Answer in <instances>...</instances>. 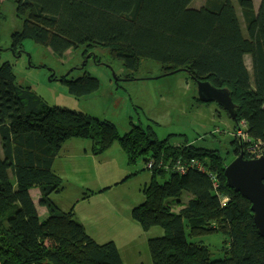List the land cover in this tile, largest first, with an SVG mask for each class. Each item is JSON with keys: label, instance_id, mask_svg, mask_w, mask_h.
I'll return each mask as SVG.
<instances>
[{"label": "trees", "instance_id": "1", "mask_svg": "<svg viewBox=\"0 0 264 264\" xmlns=\"http://www.w3.org/2000/svg\"><path fill=\"white\" fill-rule=\"evenodd\" d=\"M13 1L22 27L11 35V50L22 52L27 38L58 58L71 48L83 46L85 55L97 47L121 61L131 78L149 59L163 76L183 70L195 86L209 81L227 87L236 105V122H244L247 137L232 136L234 154L254 158L249 149L257 144L264 156V0L257 6L253 0H204L196 7L193 0ZM14 79L12 65L2 62L0 264H123L115 242H97L72 209L61 210L50 199L63 190L53 162L70 138L90 140L96 155L118 141L129 164L142 160L150 171L144 201L131 216L144 230L155 225L164 229L162 236L148 239L151 264H264V238L253 221L251 203L227 185L226 157L216 149L173 141L174 134L159 140L151 126L133 123L120 136L112 122L85 113L70 116L29 87L14 84ZM61 82L76 97L99 88L98 79L86 73L63 76ZM149 160L152 168L145 167ZM192 160L203 170H177L176 164ZM32 187L39 189L44 218L38 214ZM184 192L187 200L181 198ZM43 225L55 247L42 246ZM215 232L224 235L219 258L212 257L207 244L191 240Z\"/></svg>", "mask_w": 264, "mask_h": 264}, {"label": "rangeland", "instance_id": "2", "mask_svg": "<svg viewBox=\"0 0 264 264\" xmlns=\"http://www.w3.org/2000/svg\"><path fill=\"white\" fill-rule=\"evenodd\" d=\"M258 3L253 0L254 5ZM192 7H196L194 3ZM1 12L0 64L8 61L15 75L14 84L29 87L48 105L70 116L85 113L110 121L120 136L129 132L132 123L144 129L151 126L157 139L174 134L177 136H172L173 141L187 140L195 146L216 149L226 157V164L237 156L231 139L237 135L239 122L218 103L198 100L196 86L186 71L163 76L158 64L146 59L131 78L122 62L113 60L107 49L93 47L84 55L83 46L71 48L58 58L49 48L28 38L22 42V52H17L10 49L11 35L21 29L22 21L16 15L14 1L1 0ZM246 63L250 68L249 55ZM84 73L98 79L99 88L90 95L76 97L61 78H77ZM72 140L62 145L53 162L63 190L52 193L50 199L61 210L72 209L97 242H115L123 264H151L148 239L162 236L164 229L155 225L144 230L131 216L132 209L144 201L143 188L150 181V171L142 160L129 164L118 141L96 155L90 140ZM153 166L151 160L145 163V167ZM30 192L40 218L46 217V208L38 202L39 189L32 187ZM188 197L186 192L181 196L182 200ZM40 238L44 248L56 246L54 238L45 233V225ZM223 239L219 232L191 238L207 244L213 258L222 257Z\"/></svg>", "mask_w": 264, "mask_h": 264}, {"label": "water", "instance_id": "3", "mask_svg": "<svg viewBox=\"0 0 264 264\" xmlns=\"http://www.w3.org/2000/svg\"><path fill=\"white\" fill-rule=\"evenodd\" d=\"M176 71L178 70L170 71L168 74ZM196 93L197 98L202 102L218 103L236 122V105L227 87L219 88L209 81H197ZM224 174L227 185L251 203L253 221L258 233L264 238V156L247 159L242 152H239L230 163L224 166Z\"/></svg>", "mask_w": 264, "mask_h": 264}, {"label": "built area", "instance_id": "4", "mask_svg": "<svg viewBox=\"0 0 264 264\" xmlns=\"http://www.w3.org/2000/svg\"><path fill=\"white\" fill-rule=\"evenodd\" d=\"M243 126H244V122L241 121L240 124H239V129L237 128L236 132H237V135L235 133V135L240 139V140H246V134L244 132V129H243ZM251 151L252 154L255 155V158H258L259 156H261L260 152H258V145L257 144H254L253 146L250 147L249 149ZM177 165V170L180 171V172H184L185 169L187 167H194V168H197L199 170H203V166L201 163H198L197 160H192L190 161L189 163H179V164H176Z\"/></svg>", "mask_w": 264, "mask_h": 264}, {"label": "crops", "instance_id": "5", "mask_svg": "<svg viewBox=\"0 0 264 264\" xmlns=\"http://www.w3.org/2000/svg\"><path fill=\"white\" fill-rule=\"evenodd\" d=\"M203 2H204V0H193V1H192V3H194V6H200V5L203 4ZM192 3H191V5H192ZM72 139H78V138H70V139H68V140H66V141H69V140H70V141H73ZM66 141H65V142H66ZM77 141H78V140H77ZM65 142H64V143H65ZM64 143H63V144H64ZM63 144H62V145H63ZM85 228H86V227H85Z\"/></svg>", "mask_w": 264, "mask_h": 264}, {"label": "clouds", "instance_id": "6", "mask_svg": "<svg viewBox=\"0 0 264 264\" xmlns=\"http://www.w3.org/2000/svg\"><path fill=\"white\" fill-rule=\"evenodd\" d=\"M262 156V155H261ZM260 157V156H259ZM255 158V157H254Z\"/></svg>", "mask_w": 264, "mask_h": 264}]
</instances>
